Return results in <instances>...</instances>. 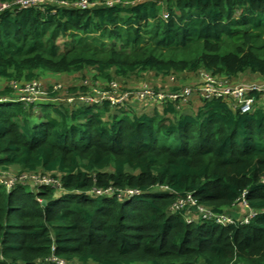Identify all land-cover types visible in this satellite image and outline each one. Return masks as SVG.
Returning a JSON list of instances; mask_svg holds the SVG:
<instances>
[{
	"label": "trees",
	"instance_id": "trees-1",
	"mask_svg": "<svg viewBox=\"0 0 264 264\" xmlns=\"http://www.w3.org/2000/svg\"><path fill=\"white\" fill-rule=\"evenodd\" d=\"M99 1L0 11V98L14 99L11 82L42 72L80 73L69 86L75 98L112 83L116 96L132 92L147 73L164 91L169 77L193 75L191 84L202 69L264 78V0ZM60 37L69 39L64 51ZM132 102H0V168L63 187L0 183V264H56L52 255L69 264H264V110L241 114L215 98ZM157 184L172 191L152 192ZM109 186L141 193L90 191ZM187 192L234 218L245 214L244 194L256 214L247 223H188L193 213L169 210Z\"/></svg>",
	"mask_w": 264,
	"mask_h": 264
},
{
	"label": "built area",
	"instance_id": "built-area-1",
	"mask_svg": "<svg viewBox=\"0 0 264 264\" xmlns=\"http://www.w3.org/2000/svg\"><path fill=\"white\" fill-rule=\"evenodd\" d=\"M46 1H51L58 6L69 8H89L97 6L101 2L99 0H15L12 3H0V11L16 7L18 9L28 8L34 5L40 6L43 10L42 4ZM135 0L124 1L125 3H133ZM121 2V0H108L105 2L107 6ZM163 18L167 17V13L162 14ZM174 79V76H171ZM195 82L191 84L178 85L168 91L155 90L150 85L145 84L140 89L132 92H126L120 96L113 94L117 85L112 83V87L108 91L92 88L93 95L79 96L77 99L85 102H99L103 98L109 99L114 106L124 103L132 96L133 102L142 103H160L164 100L170 99L178 101L179 103H186L191 98L196 97L201 100L221 99L228 103L234 110H238L241 114L252 111L255 107H261L264 110V78L255 81L234 80L224 75L213 74L211 71L202 69L195 76ZM10 86L14 89V99L0 98V102L5 101H21L26 104H34L43 101H54L55 96L52 94L57 93L59 87L52 86L43 90L42 85L37 80L26 82L22 85V96H16L15 91H18L21 86L16 82H11ZM22 87V88H23ZM96 93L98 96H96ZM68 102H72L73 98H66ZM9 170L0 171V183H2L6 190H10L17 183H30L36 189L40 187H48L52 189H63L62 184L57 178L40 173L28 172H8ZM155 189L159 191H172L167 185L157 184ZM92 193L98 196H111L116 195L120 199H129L138 194L140 190L136 188L118 189L112 186L105 188H92ZM241 197V206L248 207L246 201ZM41 201V200H39ZM171 212H178L186 210V212L193 213L187 216V222L190 223L196 218L213 220L215 223L227 225L234 224L236 221L240 223H247L256 214L255 211L250 210L248 214H244L241 218H234L227 213H214L210 208L198 203L192 192H187L184 196L178 197L169 206ZM48 260L56 264H69L63 259L52 255Z\"/></svg>",
	"mask_w": 264,
	"mask_h": 264
},
{
	"label": "rangeland",
	"instance_id": "rangeland-1",
	"mask_svg": "<svg viewBox=\"0 0 264 264\" xmlns=\"http://www.w3.org/2000/svg\"><path fill=\"white\" fill-rule=\"evenodd\" d=\"M68 42H69V39L67 37H62V38L60 37L58 39V44L60 46L61 51L65 50V46L67 45ZM149 75L150 74L147 73L143 77L134 78V82L131 85L136 84V83L141 82V81H146V80H147V84H148L149 81L153 80V77L151 79V77H149ZM80 76H81L80 73H74V74L68 75V74H54V73H50V72H42L41 76L37 79V81L41 83L43 90H45L47 87H52V86L59 87L57 89L58 90L57 91V95L53 98V99H55L54 102L64 101L67 97L68 98H70V97L73 98L72 101H74V100H77V98H75L74 96H70L69 97V95H68L69 88H70L69 86L77 83L78 80L80 79ZM191 77H193V75L192 76L187 75V77H185V79H183V81L180 80L179 78L171 79V77H169V82L172 84V86H170V88H174V87H176L178 85H181V83L182 84L183 83L184 84L189 83L191 81ZM154 81H155V78H154ZM83 84L86 85L87 84L86 81L83 82ZM4 85H5V81L4 80H0V88L3 87ZM22 87L23 86H21L20 89H18V91H15L16 96H22L23 95V89L25 91V88L24 87L22 88ZM92 88L98 89L97 87H92ZM91 94L93 95V93H91ZM96 96H98L97 93H96ZM132 103L137 109L138 108L142 109L145 106V103H142V102H136L135 101V102H132ZM14 170L15 169H9L8 172H11V171L15 172ZM0 171H4V169L0 168ZM151 191L154 192V193H159L160 192L157 189H152ZM232 208L235 209L236 206L233 205ZM236 209H238V208H236ZM240 210H245L243 212H245V215H246V214L249 213V211L251 209H249L246 206H241ZM234 214H235V211H234ZM188 217H191V216L189 215Z\"/></svg>",
	"mask_w": 264,
	"mask_h": 264
},
{
	"label": "crops",
	"instance_id": "crops-1",
	"mask_svg": "<svg viewBox=\"0 0 264 264\" xmlns=\"http://www.w3.org/2000/svg\"><path fill=\"white\" fill-rule=\"evenodd\" d=\"M249 77L250 78H248V79H252V80H259V79H261V78H258V76H255L254 74L253 75H249ZM193 98H196V97H193Z\"/></svg>",
	"mask_w": 264,
	"mask_h": 264
},
{
	"label": "water",
	"instance_id": "water-1",
	"mask_svg": "<svg viewBox=\"0 0 264 264\" xmlns=\"http://www.w3.org/2000/svg\"><path fill=\"white\" fill-rule=\"evenodd\" d=\"M46 204V201L45 200H41V206L44 207Z\"/></svg>",
	"mask_w": 264,
	"mask_h": 264
}]
</instances>
